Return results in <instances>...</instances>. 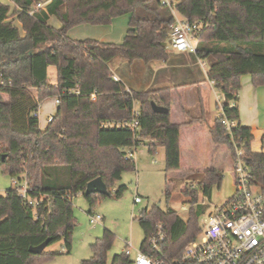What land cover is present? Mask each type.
<instances>
[{"label":"trees","instance_id":"16d2710c","mask_svg":"<svg viewBox=\"0 0 264 264\" xmlns=\"http://www.w3.org/2000/svg\"><path fill=\"white\" fill-rule=\"evenodd\" d=\"M8 1L14 8L0 2V167L10 178H25L29 197L41 201L32 206L14 188L0 196V264H41L59 255L46 249L37 255L30 252L45 241L47 247L63 241V253H70L75 226L72 197L82 195L90 214L98 200L122 197L125 185L112 192L110 188L124 172L135 169L126 148L141 143L150 155L163 148L164 172H179L182 126L200 123L212 144L226 147L232 159L238 148L252 183L264 194V151L251 150V129L239 124L237 107H229L238 99L242 76L248 75L255 88L264 86V0H174L170 6L163 0H50L44 8L38 7L41 0ZM173 11L189 23H204L196 34L195 54L222 98L221 111L217 106L219 114L212 122L203 108L196 118L181 109L187 122L172 121V95L179 87L136 92L113 80V71L120 64L167 59ZM128 14L122 43L75 41L67 35L71 28L106 26L115 17ZM50 16L60 22L59 28L49 25ZM49 66L56 68L55 83L48 80ZM33 90L36 96H32ZM69 90L78 93L68 94ZM49 97H57L59 103L41 131L37 114ZM151 102L167 111L154 112ZM134 109L136 130L101 127L104 121L131 120ZM225 120L236 122L232 135L226 131ZM96 178L105 183L107 194L84 196L87 183ZM165 179L168 197L170 182ZM223 180V173L215 167L181 178L182 193L192 204L185 224L156 205L140 210L136 221L144 238L139 250L149 252L151 235L163 225L166 231L170 227L169 251L164 256H178L201 235L199 220L207 207L198 204L199 193L211 198L212 190L219 189ZM113 241V233L105 229L89 245L91 257L80 264H107ZM129 262L125 251L111 260V264Z\"/></svg>","mask_w":264,"mask_h":264},{"label":"rangeland","instance_id":"374dc122","mask_svg":"<svg viewBox=\"0 0 264 264\" xmlns=\"http://www.w3.org/2000/svg\"><path fill=\"white\" fill-rule=\"evenodd\" d=\"M125 16L126 15L118 16L113 20L118 19L116 21H118V24H121ZM113 20L111 24L106 26L80 25L79 27L68 30L67 34L75 41L89 39L102 42V40H100L102 38L113 39V37L116 38L117 36L116 26ZM128 24L127 22L126 25L122 26V29L121 25H118V31H122L124 35H122L119 42L113 41L111 44L122 43L125 38L124 36H126L125 31ZM245 76L249 77L248 75H244L240 79L242 80ZM48 80L50 83L56 80V68L53 66H49ZM31 94L32 96L37 95L35 90H33ZM204 96H206V102L210 111H216L215 97L213 94L209 93ZM197 101L198 99H196V103ZM185 106L190 113L196 114L189 103H186ZM56 110L57 105L53 101V98L46 99L45 102L41 103L38 113L39 128L42 129L47 124L48 118L51 115L53 116ZM154 155L146 153L145 147L137 146L133 158L136 163L135 169L133 171L124 172L120 181H117L115 186L110 188L112 192L117 189L118 186L125 185L127 190L120 198H104L98 200L92 208V214L88 213L89 206L82 195L77 194L72 197L75 226L71 238V251L70 253H63V241L56 242L54 245L47 247L45 251L50 253L57 252L59 255L41 264H80L81 261L91 257L92 253L89 245L93 243L95 239L101 238L105 229L111 231L114 235L112 247L106 254L107 264H111L112 258L125 250L129 252L131 257H134L144 238V232L139 228L136 218L139 217L140 210H149L154 205L158 206L162 211H171L173 217L177 218L182 224H185L189 214L188 210L192 206L190 198L182 193L184 181H181V178L186 175H173L164 172V159L162 161L161 154H158L156 157ZM151 156L155 157V163L151 161ZM166 177L170 182L167 186L168 197L165 193ZM223 177L224 180L221 187L219 189L215 187V189L212 190L211 198L204 197L203 194L199 193L198 204L205 205L208 211H213L215 206L221 205L226 199L231 197L233 191L232 181L226 174H223ZM12 188H14V186L11 183L10 176L2 172L0 167V196H3L6 190ZM135 194L142 198L141 203H134ZM195 207L196 205H194V208ZM91 215H100L103 219L99 224L91 226L89 223Z\"/></svg>","mask_w":264,"mask_h":264},{"label":"built area","instance_id":"2783aa9c","mask_svg":"<svg viewBox=\"0 0 264 264\" xmlns=\"http://www.w3.org/2000/svg\"><path fill=\"white\" fill-rule=\"evenodd\" d=\"M163 4L172 5L168 0H163ZM38 7H41V4H38ZM175 13L173 11L174 16ZM202 27H204L203 22L189 23L185 18L179 19L175 16L169 49L194 54L196 34ZM113 80L117 81L115 76ZM67 93L78 92L69 90ZM221 100L220 96L219 111H221ZM54 101L56 105L59 103L57 97ZM229 107H236L234 100L229 103ZM132 115L129 121H104L101 127L134 131L138 128L136 109L133 110ZM224 125L227 133L232 135L236 122L225 120ZM135 138L140 141L138 136ZM136 149L134 145L126 148L127 157L134 158ZM241 155V151L235 148V157L232 159L233 194L221 205L215 206L213 211L207 210L200 217L199 225L202 230L198 239L185 245L178 256L167 259L164 252L169 251L170 227L166 231L163 225H158L148 241V253L138 250L135 256L131 257L125 250L130 256L129 264H264V194L252 183V177L244 167ZM11 183L19 197L27 200L32 206L39 204L41 199L29 197L30 190L25 178L21 180L11 178ZM134 196L135 204L142 202L140 196L137 194ZM102 219L100 215H91L89 223L95 226Z\"/></svg>","mask_w":264,"mask_h":264},{"label":"crops","instance_id":"0c3cea01","mask_svg":"<svg viewBox=\"0 0 264 264\" xmlns=\"http://www.w3.org/2000/svg\"><path fill=\"white\" fill-rule=\"evenodd\" d=\"M49 1L41 0V8H44ZM0 2L14 8L8 0H0ZM168 2L171 4L175 3L174 0H168ZM175 16L179 19L184 18L178 13H175ZM116 20L118 19L113 20L116 26V38H102L100 39L102 42H119L122 35H124L122 31H118V25H121L122 29V26L126 25L127 22L129 23V14L124 17L121 24H118ZM48 23L56 29L61 26L60 22L53 16L48 18ZM16 25L20 28L19 23L16 22ZM127 30L128 26L125 33ZM113 76L122 82L127 90H134L136 92H146L149 89L163 86L179 87L178 91L172 95L174 100L170 110L171 119L175 123H185L188 120L181 109H184V111H187L192 117L196 118L201 115V108H203L204 113L209 115L210 122L219 114L217 106L220 96L214 89L213 84L207 80L205 64L198 59L195 53L177 52L169 49L168 57L162 63L144 64L140 60H134L130 64L123 63L118 65L113 71ZM209 93L215 97L216 111L214 112L208 108L206 96H204ZM237 97L238 99L235 103L239 112L238 122L242 127L251 129L253 136L250 142L251 150L262 152L264 151V86H260L259 88L253 87L250 77L245 76L241 80V88L237 92ZM196 99H198L197 103ZM45 101L43 100V102ZM186 103H189L193 107L196 114H192L187 110ZM51 116L48 118L47 124L42 129L39 128L41 131L47 127ZM178 146L180 150V170L171 174L182 176L191 172H202L215 167L223 174H226L233 184V161L231 155H229L226 147H217L212 144L210 135L200 123L180 128ZM163 150V148L157 149L154 155L156 157L158 154H161L162 161L164 159ZM146 153H148L147 148ZM154 156H151V161L155 163Z\"/></svg>","mask_w":264,"mask_h":264},{"label":"water","instance_id":"95a60500","mask_svg":"<svg viewBox=\"0 0 264 264\" xmlns=\"http://www.w3.org/2000/svg\"><path fill=\"white\" fill-rule=\"evenodd\" d=\"M151 107L152 110L157 113H164L167 111L166 108L160 107L156 105L154 102H151ZM107 192L108 191L105 183L101 180V178H96L87 183L84 196L90 194L106 195ZM47 244H48L47 241H45L42 244L38 245L37 247H31L30 252L36 255L38 253H42L47 248Z\"/></svg>","mask_w":264,"mask_h":264}]
</instances>
